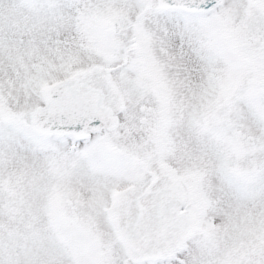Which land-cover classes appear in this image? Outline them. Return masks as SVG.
I'll use <instances>...</instances> for the list:
<instances>
[{
	"label": "snow or ice",
	"instance_id": "snow-or-ice-1",
	"mask_svg": "<svg viewBox=\"0 0 264 264\" xmlns=\"http://www.w3.org/2000/svg\"><path fill=\"white\" fill-rule=\"evenodd\" d=\"M0 264H264V0H0Z\"/></svg>",
	"mask_w": 264,
	"mask_h": 264
}]
</instances>
